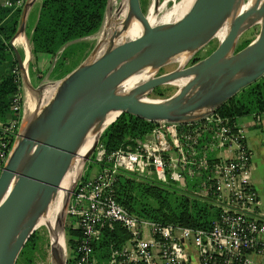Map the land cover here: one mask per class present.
<instances>
[{"label": "water", "instance_id": "water-1", "mask_svg": "<svg viewBox=\"0 0 264 264\" xmlns=\"http://www.w3.org/2000/svg\"><path fill=\"white\" fill-rule=\"evenodd\" d=\"M36 1L26 0L19 30L9 41L18 68L23 71V80L40 98L37 112L24 125L22 115L17 137L0 175V264H16L86 136L92 128L102 130L110 112H118L110 124L123 113L155 123L192 122L214 113L264 76V1L257 0L252 7L241 10L246 0H195L178 21L152 26L141 1L128 0L129 13L124 23L127 25L136 19L143 25L142 33L121 43H116V39L123 31L113 35L110 42L98 41L92 57L63 77L55 93L46 100L45 85L35 87L30 83L26 56H22L14 44L16 37L25 33L26 19ZM109 4L110 0L102 26ZM258 14L263 15V21L257 22L262 25L260 33L246 47L236 51L243 33L254 25H248L250 18ZM228 21L232 23L230 31L219 40L218 46L205 58L187 65L217 38ZM108 42L101 50L103 43ZM183 52L189 54L184 64L171 72L158 74L173 57ZM148 66L153 69V76L135 87L132 93L121 94V83ZM179 78L188 81L174 95L142 100L157 87L173 84ZM7 124L11 122L0 126ZM68 202L69 198L67 205ZM57 242L58 246L51 243L52 264H67L59 238Z\"/></svg>", "mask_w": 264, "mask_h": 264}, {"label": "built area", "instance_id": "built-area-1", "mask_svg": "<svg viewBox=\"0 0 264 264\" xmlns=\"http://www.w3.org/2000/svg\"><path fill=\"white\" fill-rule=\"evenodd\" d=\"M25 2L6 0L3 5L23 7ZM24 103L20 85L12 110L19 113ZM256 117L261 120L260 114ZM9 122L0 126V175L21 124L17 119ZM156 123L144 137L111 153L97 144L92 162L102 168L89 178H78L66 208L73 228L81 233L67 264H192L193 257L198 264H264V210L251 179L245 125L218 111L192 122ZM122 172L174 184L217 208L219 216L204 229L133 213L115 196ZM117 224L128 239L112 243L110 257L100 263L95 245L105 228Z\"/></svg>", "mask_w": 264, "mask_h": 264}, {"label": "trees", "instance_id": "trees-1", "mask_svg": "<svg viewBox=\"0 0 264 264\" xmlns=\"http://www.w3.org/2000/svg\"><path fill=\"white\" fill-rule=\"evenodd\" d=\"M144 2L145 0H141L143 11ZM107 4L108 0H41L29 32L32 54L37 59L40 56H58L51 72L55 79L63 78L71 71L67 65L69 58L75 50L82 51L85 47L84 41H72L100 30ZM22 14L23 7L0 4V66L4 65L5 69L0 70V123L21 120L23 115L22 109L16 113L11 106L13 96L19 91L21 80L17 73V57L9 44L18 29ZM251 41L243 40L238 44L236 51L243 49ZM154 93L161 98L167 97L160 88L154 89ZM217 111L233 121L247 115L264 113V76L241 90ZM156 124L123 113L106 128L99 143L104 145L107 153H111L121 146L134 143L137 138L144 137ZM100 166L99 169L102 168ZM115 196L129 211L166 224L208 229L219 216L217 208L179 191L174 184H165L157 178L143 177L131 172L118 175ZM68 235L69 243L74 247L81 236L80 230L69 226ZM35 237L29 238L16 264H34L37 247ZM127 239L128 234L120 225H115L114 229L105 228L101 240L95 245V254L100 263L110 257L112 243L119 244ZM68 264H73L72 260H69Z\"/></svg>", "mask_w": 264, "mask_h": 264}, {"label": "bare ground", "instance_id": "bare-ground-1", "mask_svg": "<svg viewBox=\"0 0 264 264\" xmlns=\"http://www.w3.org/2000/svg\"><path fill=\"white\" fill-rule=\"evenodd\" d=\"M171 1L176 0H165V2L159 6L158 0H152V4L149 8L148 13L146 14L147 19L152 26L167 25L178 21L186 14L195 0H180L177 3L175 2L173 5H170L169 2ZM256 1L257 0H249L245 5H243L241 10H246L252 7L253 5H255ZM128 13V0H121V2L119 0H110V9L107 13L102 30L96 35L97 40H103L104 42L106 40L110 42L112 41L113 35H116L117 32L120 31H123V33L119 37H117L116 43H121L139 36L143 31V25L136 19L132 20L130 24L126 25L124 23V19ZM262 21L263 15L258 14L250 18L248 25H252ZM231 25L232 23L228 21L219 30V32L217 33V37L220 40L224 39L227 36L230 31ZM109 42L107 44L103 43V45L101 46V50L109 45ZM14 44L16 46H21L24 49L26 54L25 67L26 69H28V65L32 57L31 43L28 36L25 33H21L16 37ZM188 58L189 54L187 52H183L173 57L169 64L179 63V65H182L188 60ZM153 74L154 71L150 66L144 68L143 70L139 71L138 73L134 74L121 83V85L119 86L120 93H132L135 87L146 81L149 77H152ZM187 81L188 79L179 78L174 80L172 83L183 87L187 83ZM56 87H52L50 85V87L48 86V88L44 90L43 94L46 100L55 93ZM38 98L39 97L34 95L31 91L26 94L23 109V125L29 118H31L35 114V112H37L39 101ZM142 100L150 101L151 99L144 96L142 97ZM117 114V111H112L108 114L102 130H97L96 128H92L90 130L83 144L79 148L75 158L73 159L68 172L63 178L61 187L50 203L48 210L43 213L37 221V224L35 226L36 230L41 228H48L51 236V243H53L54 246L57 245V238H59V245H62V249H66L64 234L62 232V221L66 212V206L70 191L80 177L85 162L94 144L97 142L103 130L111 123V121L116 118Z\"/></svg>", "mask_w": 264, "mask_h": 264}, {"label": "rangeland", "instance_id": "rangeland-1", "mask_svg": "<svg viewBox=\"0 0 264 264\" xmlns=\"http://www.w3.org/2000/svg\"><path fill=\"white\" fill-rule=\"evenodd\" d=\"M119 1L121 2V0H119ZM179 1L180 0L171 1V2H169V4L173 5L175 2L177 3ZM246 1L248 2L249 0H246ZM164 2H165V0H158V5L159 6L162 5ZM40 3H41V0H37L33 4V6L31 7V10H30L31 14L29 13V15L26 19L25 34L28 36V38H30L29 32H30L31 26L34 23L36 15L38 13ZM151 4H152V0H145V2H144L145 14L148 13ZM109 6H110V4H109ZM108 11H109V7L107 9V13H108ZM21 19H22V16L20 18V22H19L20 24H21ZM20 24L18 26V29H17L15 35L17 34V32L19 30ZM261 26H262L261 23H256L253 26H251L249 29H247L243 33V35L241 36L238 44H240L245 39H251L253 41L258 36V34L260 33ZM101 30H102V28L99 31H97L96 33L88 36L86 39L80 40V41L85 42V47L82 48V51H79L78 49L75 50V53L69 58L67 65L71 68V71L92 57L93 49L95 48L96 44L99 41V40H97L96 35ZM219 40L220 39L218 37L214 38L212 40V42H210V44H208L205 48H203L201 51H199V53L196 54V56H195L196 57L195 62H197V61L205 58L206 56H208L218 46ZM17 47L19 48L21 54H24V56H26L24 49L21 46H17ZM57 59H58V56L53 57V58L40 56L37 59L32 54L31 60H30L29 65H28V74H29L30 83H32L35 87H38L39 85L44 84L45 89L48 88V86L50 87V85L52 87H56V85L62 79V78L55 79L51 75V72H52V70L56 64ZM193 62H194V60L193 61L189 60L187 65H191V64H193ZM31 65H33V68H31ZM178 66H179V63L167 64L161 68V70L158 72V74L171 72V71L175 70L176 68H178ZM22 72L23 71L18 68V76H19V79L21 80V87H22L24 99L26 97V94H28L29 91L33 92L34 95H36L37 97L40 98L39 93L36 92L35 90L31 89L29 87L27 81L23 80V73ZM157 88H160L161 91L167 97H170V96L174 95L179 90L180 86H178L176 84H165V85L159 86ZM44 90H43V92H44ZM167 97H164V98H167ZM148 98L153 99V100L164 99V98H161L160 96H157L154 93V91L148 96ZM248 119L249 120L254 119V115H249L243 120L247 121ZM20 126H21V124H20ZM259 126L260 127L257 128L258 131H260L264 134V117H263V122ZM248 134H249V132L247 133V136H248ZM249 135H251V134H249ZM95 149L93 150V152H91L90 157L85 162V165H84L83 170H82L83 174L81 173V175H80V177L82 179L91 177L93 174H95L99 170V165L93 164V162H92L94 157H95ZM150 177L152 179H155V176H153V177L150 176ZM196 198L198 200L202 201L199 197H196ZM263 198H264L263 196L260 198V200L262 202V204H261L262 210H264V199ZM62 222H63L62 232L64 234V239H65L66 257H67V255L69 257L71 255V251H72L73 246H71V244L69 243L70 236L68 235V228H69V226L74 225V219L67 213V210L65 212V215L63 217ZM32 236H36L35 238L37 240V247H36V251H35V262H34V264H52L51 236H50V232L48 231V228L38 229L34 232V234Z\"/></svg>", "mask_w": 264, "mask_h": 264}, {"label": "crops", "instance_id": "crops-1", "mask_svg": "<svg viewBox=\"0 0 264 264\" xmlns=\"http://www.w3.org/2000/svg\"><path fill=\"white\" fill-rule=\"evenodd\" d=\"M5 1L6 0H0V4L3 5ZM3 66L4 65L0 66L1 71L5 70ZM256 115L258 114H255L254 119L252 120L249 119L247 121L243 120L247 116H249L247 115L240 118L238 121L243 125H245V127L247 128V133L249 132V134H251V135L248 134L247 136V143L249 149L252 152L251 167H250L251 179L253 185L255 186L259 194V197L261 198L262 196L264 197V134L258 131L257 128L260 127L259 125L263 122L264 113L260 114V118H261L260 121H258ZM192 264H198L196 257H193Z\"/></svg>", "mask_w": 264, "mask_h": 264}]
</instances>
